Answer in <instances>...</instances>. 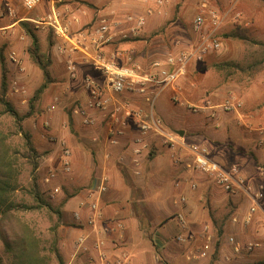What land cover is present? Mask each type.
Segmentation results:
<instances>
[{
  "label": "rangeland",
  "instance_id": "1",
  "mask_svg": "<svg viewBox=\"0 0 264 264\" xmlns=\"http://www.w3.org/2000/svg\"><path fill=\"white\" fill-rule=\"evenodd\" d=\"M56 4L62 6L65 1ZM95 4L96 8L93 9L89 3L87 8L97 21L93 19L92 24L87 23L84 29L95 25L100 19L103 6L100 2ZM171 9L179 12L178 20L172 18L162 26L153 21L150 27L155 32L140 36L138 42L133 40V35L120 38L122 42L133 45L134 48L131 47L137 56L135 62L146 68L151 62L163 59L159 49L153 53L148 51L146 40L156 39L157 43L162 40L167 50H173L175 42H179L180 49L194 46L198 37L192 32V22L198 14H206L210 10L222 19L215 34L220 49L206 55L201 62L189 65L186 74L178 81L180 93L176 101L170 90L152 98L155 120L159 121V128L164 134L179 142L184 141L188 146L197 144L205 147L209 157L227 170L236 167L245 185L251 187V193L262 195L261 200H258L261 209L253 214L256 219L252 225L245 226L242 221L233 223L235 211L231 209L232 198L242 213L249 212L253 204L250 198L243 192L233 196L221 191L211 180L186 166L191 163V157L185 148L176 146L174 151L168 152V140L158 132H151L156 135L160 146L165 148L159 167L168 171L178 170L183 175L180 178V187L184 189L182 196L181 189L174 187L177 180L169 176L162 178L164 197L170 195L173 189L172 196L177 198V202L180 203L181 197L185 198V202L179 205L187 209L186 221L196 235V239L192 238L185 248L189 260L185 262L184 255V259L175 264L200 262L194 260L192 254L195 256L201 248V252H205V257L201 258L204 264H264V242L260 241L264 232V0H179ZM127 10L116 12L125 15ZM212 28L208 20L204 29L210 32ZM50 33L44 34L46 44L40 50L50 60L48 86L43 92L38 93L47 80L41 70L31 63L32 60L26 59L22 65L14 66L11 72L5 66L8 85L4 97L18 117L0 115V132L7 136L9 152L18 172V191L14 193L13 201L36 206L38 203L34 194L38 191L45 203L50 205L20 212L18 217L34 231L43 249L42 254L49 259L48 264H62L64 253L60 242L68 234L73 236L71 227L76 224L73 222V213L78 200L72 201L70 198L62 207L60 204L69 197L75 186L84 187L86 178L75 183L72 181L74 176H70L72 171L65 174L60 167L56 171L50 162H45L44 157L50 155L51 160L54 152L59 153V148L49 142V135L43 137L41 134L44 126L49 131L61 128L64 118H69L68 113L79 101L71 95L75 88L82 90V85L77 80L68 81L65 61L56 52L53 54L50 48ZM4 69L0 63V85ZM25 72L27 78L21 84L20 78ZM66 86L70 90H65ZM14 88L18 89L17 93L13 92ZM227 100H236L241 103V107L237 111L224 112L219 106ZM160 106H164V110L156 113ZM78 123L73 121V127L79 126ZM177 131H183V137ZM175 156L182 158L180 165L174 163ZM42 166H45L44 171L53 170L57 176L54 186L60 188L58 194L52 186L43 182L42 171H37ZM191 183H196V189L190 188ZM211 190L213 193L209 194ZM59 209L61 215L56 212ZM115 212L114 209L109 210L108 221L115 219ZM230 238H233V242L229 241ZM183 239L186 244L190 237ZM249 243H258L260 246L247 250ZM169 246L173 247V244ZM235 247H239V252H235ZM214 248L219 249V252L213 254ZM55 250L59 257L55 255ZM0 264H10V256L1 240Z\"/></svg>",
  "mask_w": 264,
  "mask_h": 264
},
{
  "label": "crops",
  "instance_id": "2",
  "mask_svg": "<svg viewBox=\"0 0 264 264\" xmlns=\"http://www.w3.org/2000/svg\"><path fill=\"white\" fill-rule=\"evenodd\" d=\"M60 1L57 0L54 5L42 2L35 10L24 11L17 0H0V47H3L5 66L8 71L11 72L14 68L13 63L9 60L12 53L17 62L21 61L19 65H22L26 59L31 60L28 54L31 40L21 23H27L34 31L41 51L46 44L44 34L51 32L53 44L50 48L53 54L56 52L62 57L63 62H66V56L59 54L56 49L59 42L54 37L52 29L48 26L33 25L32 22L51 13L52 10L57 12L63 24L68 25L71 31L75 32L84 29L87 23L92 24V20L95 18L89 12L87 4L89 3V6L94 9L97 5L95 3L100 2L103 6L100 11V19L104 18L113 23L125 22L129 17L133 19L143 18L144 25L135 32V37H139V39L140 36H147L155 32V29L150 27L153 21L162 26L171 21L172 18L174 20L179 19V12H174L171 9L173 4L179 0H120L118 2L115 0H63L65 1L64 6H59L56 3ZM8 6L14 10L13 16L7 15L6 8ZM122 9H128V13L121 15L116 12ZM94 20L97 21V19ZM127 30L128 27L126 26L121 31L119 28L114 29L112 31L113 40L102 48L105 56L108 59L114 58L118 64L124 63L125 56H132V59L137 57L136 52H134L135 49H132L133 45L120 40L121 35L128 34ZM178 43H174L172 51L178 50ZM145 44L148 45L150 53L159 49L164 56L162 60L170 52L162 40L159 43L156 42V39L146 40ZM76 67L78 72L74 81L81 82L85 75H97L80 61L76 63ZM67 76L68 81H72L68 72ZM26 78L25 72L24 75H21L20 83L23 84ZM81 89L75 88V92L71 95L75 96V100H79L77 104H83L87 98L84 89ZM65 90L70 89L66 86ZM162 92L169 91L164 90ZM148 96L150 95L146 97ZM146 97L123 96L119 97L118 100L130 104L132 109L146 112L148 108L145 102ZM165 99H167V94ZM163 110L164 106H160L156 113H161ZM72 112L73 109L68 113L69 118H64L61 128L57 131L55 129L49 131L45 129L47 126H44L41 134L43 137L45 134L49 135L48 137L51 138L49 142L55 144L59 148V152L62 147L70 149L72 169L70 176H74L72 181L78 183L81 178H86L84 187L74 185L73 196L70 197L72 201L78 200L76 210L73 213V220H75L74 214H78L80 221H73L76 223L74 228L71 227L74 237L68 234L65 240L60 242V248L64 253L62 264H175L184 259L187 251L185 248L189 242H192L194 238L196 239V235L191 231L189 222L186 221L187 209L180 206V203L175 200L177 198L172 196L175 190L172 189L171 194L169 193L170 195L166 197L162 191L164 187L162 178L169 176V178L172 177L177 180L178 183L174 187L181 189L180 194L182 196L184 189L180 187L182 185L180 178L183 175L178 170L168 171L159 167V161L165 148L160 146L159 140L155 138L156 135L151 134V131L144 139L143 144L134 143L133 140L137 134L134 120L131 117H125L127 128L123 135L115 138L116 143L112 144L111 139H114V136L110 134V127L101 115H97V122L94 127L86 128L80 124L79 118ZM73 121H78L79 126L73 127ZM136 149L139 150L138 154L134 153ZM166 150L170 152L169 148ZM59 155L60 153L54 152L51 160L49 159L50 155L44 157V161L50 162L51 167H54L56 171L59 167L61 168ZM44 168L45 166L37 168L39 173L42 171L43 182L49 177V169L46 172L43 170ZM102 176L108 179V190L100 197L98 203L100 220L89 221L88 218L91 216L87 206L89 195L93 191L95 180ZM56 182L57 176L45 184L52 186L58 194L60 188L54 186ZM208 193L212 194L213 192L211 190ZM232 200L231 209L235 211L232 222L242 221L245 225L243 221L248 211L242 213L235 199L232 198ZM111 209L116 211V215L114 216L115 219L108 221L110 216L108 212ZM262 215L264 217V213ZM179 216L182 217L183 221H179ZM234 218L236 221H233ZM255 219L256 217L253 215L251 222ZM178 237L186 239L190 237V239L185 244L179 241ZM171 243L175 249L169 246ZM201 253V251H197L195 256L192 254L194 260L201 262L194 261L193 264L205 263L201 259L202 257H199ZM188 256H185V262L189 260Z\"/></svg>",
  "mask_w": 264,
  "mask_h": 264
},
{
  "label": "built area",
  "instance_id": "3",
  "mask_svg": "<svg viewBox=\"0 0 264 264\" xmlns=\"http://www.w3.org/2000/svg\"><path fill=\"white\" fill-rule=\"evenodd\" d=\"M17 1L25 11H33L42 2L54 5L57 0ZM158 3L161 4L160 2ZM6 12L8 16L14 15V10L9 6L6 8ZM207 12L206 14H198L192 22V32L198 37L194 46L187 49L178 48V50L169 52L164 60H155L146 68L133 61L130 56H125L124 63L118 64L114 58L108 59L102 50L106 44L113 40L112 31L114 29L119 28L121 31L123 26L128 27V34L121 35V39H125L129 35L135 36V32L144 25L143 18L133 19L129 17L125 22L113 23L102 18L95 25L75 32L71 31L68 25L61 22L60 16L55 10L32 22L37 26H48L52 29L54 37L59 42L56 45L57 51L59 54L66 56V69L71 79L74 80L77 77L78 69L76 63L79 61L97 74L96 76L85 75L82 77L81 85L87 98L83 104H77L72 112L73 115L79 118L83 127H94L97 122V115H101L110 127L109 132L114 136V139H111V143L114 144L116 143L115 138L123 135L124 130L127 128L125 117H131L134 120L137 131L133 140L134 143L143 144L146 136L151 131H155L168 140V148L170 150L174 151L176 146L185 148L191 157V163L186 164V166L191 167L196 173L211 180L221 191L229 195L243 192L250 198L253 204L243 221L245 225H248L256 210L261 209L260 205H258V200H261L262 195L258 192L252 194L251 187L245 185L238 169L236 167H231L228 170L223 168V166L209 157L205 147L197 144L188 146L184 141L179 142L177 139L164 134L159 128V121L155 120L153 114L152 98L154 96H158L164 90H170L172 91L173 99L176 101L180 93L177 85L178 81L186 74L189 65L192 62H201L206 55L220 49V42L215 38V34L222 19L215 11L210 10ZM204 15H206V18ZM208 20L213 25L210 32L204 29ZM9 60L15 67L20 64V62L16 61L13 53L10 54ZM13 92L17 93L18 89L14 88ZM147 95L150 96L146 97ZM123 96L146 97L147 111L132 109L130 104L119 101L118 98ZM240 107L241 103L236 100H227L219 106L224 112L237 111ZM59 153L61 171L68 174L71 171V151L66 147H62ZM134 153L138 154L139 150L136 149ZM182 162V158L175 156V164L180 165ZM53 177H55V174L51 170L45 182H49L50 178ZM190 188L192 190L196 189V183H191ZM107 190V177L97 178L87 203L91 214L88 218L89 221H96L100 218L98 203L100 197ZM179 201L183 204L185 198L181 197ZM74 219L75 221H80V216L74 214ZM179 221H183L180 216ZM233 221H236V219L234 218ZM178 240L185 241L183 237H178ZM229 241L233 242V238H230ZM260 241L264 242V232L261 234ZM259 246L260 244L258 243H249L247 250H252ZM234 250L239 252V247H235ZM199 257L204 258L205 252H202Z\"/></svg>",
  "mask_w": 264,
  "mask_h": 264
},
{
  "label": "trees",
  "instance_id": "4",
  "mask_svg": "<svg viewBox=\"0 0 264 264\" xmlns=\"http://www.w3.org/2000/svg\"><path fill=\"white\" fill-rule=\"evenodd\" d=\"M21 26L26 30L27 35L31 40V46L28 49V54L31 62L38 67L46 83L42 84L38 93L43 92L47 88L50 65V60L46 58L45 54L40 53L38 46V38L27 23H21ZM134 41H138L139 37H135ZM50 46L53 44L51 39V33L49 36ZM172 50H170L171 52ZM3 47L0 49V63L2 68H5V59L3 54ZM133 61H136V57H133ZM5 69L2 73L1 85H0V106L2 110L0 115H10L12 117H18L17 112L12 105L5 100V93L7 91ZM32 109V105H31ZM29 115V113L27 114ZM7 136L0 132V240L10 256V264H48L49 259L42 254V250L39 245V240L36 237L34 231L24 222L20 220L18 214L20 212L31 211L42 206H49L45 203L42 195L35 191L36 206H30L25 203L13 201L14 193L18 191L17 176L18 172L15 169V161L12 154L9 152L7 145ZM32 150V149H31ZM66 191V190H65ZM64 191V193H66ZM68 193V192H67ZM69 194V193H68ZM71 195V196H70ZM69 197L65 198L60 206L62 207L73 196L70 193ZM58 215H61V211H56ZM253 221L248 226L252 225ZM76 225H72L74 228ZM202 250L199 249L198 252ZM214 253H218L219 249L214 248ZM55 255L57 251L55 250Z\"/></svg>",
  "mask_w": 264,
  "mask_h": 264
},
{
  "label": "water",
  "instance_id": "5",
  "mask_svg": "<svg viewBox=\"0 0 264 264\" xmlns=\"http://www.w3.org/2000/svg\"><path fill=\"white\" fill-rule=\"evenodd\" d=\"M176 133H177L180 137H183V134H184L183 131H177Z\"/></svg>",
  "mask_w": 264,
  "mask_h": 264
}]
</instances>
